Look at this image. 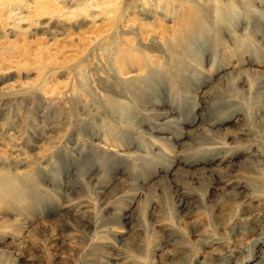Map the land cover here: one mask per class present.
<instances>
[{"label":"rangeland","instance_id":"obj_1","mask_svg":"<svg viewBox=\"0 0 264 264\" xmlns=\"http://www.w3.org/2000/svg\"><path fill=\"white\" fill-rule=\"evenodd\" d=\"M33 1L0 0V264H264V0H124L106 37Z\"/></svg>","mask_w":264,"mask_h":264},{"label":"bare ground","instance_id":"obj_2","mask_svg":"<svg viewBox=\"0 0 264 264\" xmlns=\"http://www.w3.org/2000/svg\"><path fill=\"white\" fill-rule=\"evenodd\" d=\"M97 1H100V3L97 2ZM123 1L124 0H88L87 6H90V7L94 6V5L98 6V4H100L102 6L103 12L105 13V15H107L108 19H107V21L104 22V25H105V28H106L105 32H107L105 37L108 36L109 32L111 31V26H112L113 22H116L118 16L121 15L122 12H125L126 10L128 11L132 7H133V9L136 8L135 5L124 6L123 5ZM135 2L139 3L138 7L141 10L146 9V7L149 5V0H135ZM31 8L32 9L28 10L29 13H32V12L34 14L37 13L38 1L34 0L33 1V6H31ZM19 14H20V12H19ZM131 14H132V12H131ZM65 20L68 21V22L71 21V19H69V18H67ZM148 36H150V35H148Z\"/></svg>","mask_w":264,"mask_h":264}]
</instances>
